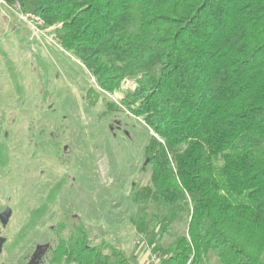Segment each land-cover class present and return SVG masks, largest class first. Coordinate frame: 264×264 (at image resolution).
I'll return each instance as SVG.
<instances>
[{"label":"trees","instance_id":"trees-1","mask_svg":"<svg viewBox=\"0 0 264 264\" xmlns=\"http://www.w3.org/2000/svg\"><path fill=\"white\" fill-rule=\"evenodd\" d=\"M3 1L60 26L102 90L134 81L123 105L155 135L133 200L189 214L160 264H264V0ZM105 247L78 227L52 264H135Z\"/></svg>","mask_w":264,"mask_h":264},{"label":"rangeland","instance_id":"rangeland-1","mask_svg":"<svg viewBox=\"0 0 264 264\" xmlns=\"http://www.w3.org/2000/svg\"><path fill=\"white\" fill-rule=\"evenodd\" d=\"M58 27L0 0V214L12 212L0 223L8 239L0 264H29L42 245L41 264H52L78 227L113 262L105 245L135 264H156L155 255L161 263L160 250L187 233L189 214L133 200L151 183L146 147L155 135L123 105L136 85L102 90L63 49ZM204 264L221 263L211 253Z\"/></svg>","mask_w":264,"mask_h":264},{"label":"water","instance_id":"water-1","mask_svg":"<svg viewBox=\"0 0 264 264\" xmlns=\"http://www.w3.org/2000/svg\"><path fill=\"white\" fill-rule=\"evenodd\" d=\"M11 214H12L11 209H7L3 214L0 215V218L2 219L4 226L7 225ZM6 241H7L6 238L0 236V256L3 253V247ZM48 249H49V245L38 246L29 264H40L39 261L42 259V257L45 255Z\"/></svg>","mask_w":264,"mask_h":264},{"label":"flooded vegetation","instance_id":"flooded-vegetation-1","mask_svg":"<svg viewBox=\"0 0 264 264\" xmlns=\"http://www.w3.org/2000/svg\"><path fill=\"white\" fill-rule=\"evenodd\" d=\"M2 214H3V213H2ZM0 215H1V214H0ZM8 222H9V221H8ZM0 223H1V225H2V228H5V227L7 226V225H6V226L3 225V222H2V219H1V218H0ZM0 236L3 237V238H6V237H4V236L2 235V230H1V229H0ZM6 239H7V238H6ZM7 240H8V239H7ZM6 243H7V241H6ZM6 243H5V244H6ZM5 244H4V246H5ZM3 249H4V247H3ZM48 250H49V249H48ZM48 250H47V252H48ZM47 252H46V253H47ZM46 253H45V255H46ZM45 255H44V256L42 257V259L39 261L40 264H41V262L43 261ZM30 260H32V259H30ZM30 262H31V261H30Z\"/></svg>","mask_w":264,"mask_h":264},{"label":"built area","instance_id":"built-area-1","mask_svg":"<svg viewBox=\"0 0 264 264\" xmlns=\"http://www.w3.org/2000/svg\"><path fill=\"white\" fill-rule=\"evenodd\" d=\"M154 260L156 264H160V259H158L156 255L154 256Z\"/></svg>","mask_w":264,"mask_h":264}]
</instances>
